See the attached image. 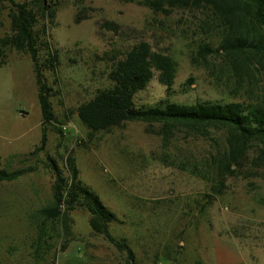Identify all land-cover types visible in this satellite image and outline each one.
Returning a JSON list of instances; mask_svg holds the SVG:
<instances>
[{
	"label": "rangeland",
	"instance_id": "1",
	"mask_svg": "<svg viewBox=\"0 0 264 264\" xmlns=\"http://www.w3.org/2000/svg\"><path fill=\"white\" fill-rule=\"evenodd\" d=\"M139 1L50 0L55 18L42 40L56 53L57 64L43 76L56 121L45 126L42 150L37 149L42 118L30 57L3 50L0 170H31L0 182V264H127L125 252L91 232L83 210L68 213L66 225L45 222L40 235L38 211L53 202L49 159L65 173L68 155L81 182L116 215L110 233L130 248L133 264H264V165L249 176L257 152H248L245 167L216 194L208 160L225 150L223 131L202 137L177 128L165 144L159 124L127 122L90 135L77 118L78 106L112 86L111 69L141 41L176 63L170 102L264 105L262 74L253 69L237 78L230 73L227 61L214 52L221 35L203 23L204 9L154 13ZM10 8L0 3V39L10 34ZM104 23L115 28H101ZM205 46L213 52L203 59ZM164 98L165 87L155 76L134 103L154 108Z\"/></svg>",
	"mask_w": 264,
	"mask_h": 264
},
{
	"label": "trees",
	"instance_id": "2",
	"mask_svg": "<svg viewBox=\"0 0 264 264\" xmlns=\"http://www.w3.org/2000/svg\"><path fill=\"white\" fill-rule=\"evenodd\" d=\"M0 3L11 6L8 14L10 34L0 39V65L4 64L3 50L6 48L24 52L30 57L42 118V135L37 149L42 150L46 141L45 126L56 121L49 101L53 94L45 84L43 74L55 70L57 55L42 40L48 25L53 23L55 10L50 7V0H27L20 4L13 0H0ZM138 3L154 13L163 14L173 10L204 9L206 16L203 23L214 25L221 35L219 47L214 52L227 61L230 73L241 78L254 69L262 74L264 81V0H142ZM81 18L79 13L76 23ZM101 28H115V25L104 23ZM202 51L203 59L213 52L209 46ZM175 75L176 63L169 55L152 51L145 41L138 42L111 69L109 80L112 86L97 91L92 99L78 106L77 118L90 135L108 133L127 122L159 124L165 144L177 128L202 137L207 136L210 130L223 131L225 150L208 160L210 172L207 174L217 185L213 191L220 194L225 188V181L245 167L249 151L257 152L249 165L251 172L254 171L249 176H256L255 172L264 165V105L219 101L183 105L170 102ZM155 76L159 84L165 87L166 98L154 108H136L135 94L144 90ZM56 130L61 133V129ZM49 161L55 177L52 184L53 202L38 211V219L42 222L38 226L40 235H44L42 226L45 222L63 220L66 225L68 213L75 209L83 210L89 216L91 232L102 236L116 250L125 252L126 263L133 264L134 256L130 248L110 233L109 226L117 221L116 215L81 182L74 157L68 155L64 159L65 173L55 160ZM30 170H0V182L14 181ZM207 198L211 199L209 195Z\"/></svg>",
	"mask_w": 264,
	"mask_h": 264
},
{
	"label": "crops",
	"instance_id": "3",
	"mask_svg": "<svg viewBox=\"0 0 264 264\" xmlns=\"http://www.w3.org/2000/svg\"><path fill=\"white\" fill-rule=\"evenodd\" d=\"M218 264H242V262H226V263H218Z\"/></svg>",
	"mask_w": 264,
	"mask_h": 264
}]
</instances>
